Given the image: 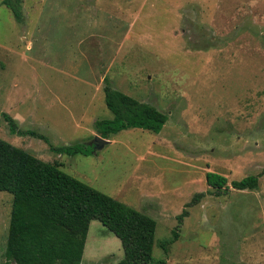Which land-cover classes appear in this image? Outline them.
<instances>
[{"label":"rangeland","instance_id":"obj_1","mask_svg":"<svg viewBox=\"0 0 264 264\" xmlns=\"http://www.w3.org/2000/svg\"><path fill=\"white\" fill-rule=\"evenodd\" d=\"M19 5L15 22L0 0V139L151 218V264H264V0ZM104 78L165 115L160 131L121 130L93 149L94 123L112 119ZM246 176L255 189L230 187ZM10 203L0 191V264ZM121 258L91 220L80 264Z\"/></svg>","mask_w":264,"mask_h":264},{"label":"trees","instance_id":"obj_2","mask_svg":"<svg viewBox=\"0 0 264 264\" xmlns=\"http://www.w3.org/2000/svg\"><path fill=\"white\" fill-rule=\"evenodd\" d=\"M15 22H21L20 0H2ZM103 101L112 114L109 121H96L102 139L125 129L137 128L158 133L166 116L111 89L104 78ZM11 134L14 122L4 116ZM25 134L35 135L31 131ZM46 142L42 136H38ZM47 143V142H46ZM69 149V148H66ZM49 150L57 152V150ZM260 174H264V168ZM204 180L215 195L224 194L226 179L207 172ZM256 176L230 182L237 191L252 190ZM0 191L11 195L9 220L2 264H80L88 224L96 220L119 240L122 258L116 264H151L154 221L96 191L59 170L55 163L43 162L0 139ZM201 194L193 196L195 203ZM185 216L183 211L178 222ZM174 239L158 244L164 249ZM166 251V250H165Z\"/></svg>","mask_w":264,"mask_h":264},{"label":"water","instance_id":"obj_3","mask_svg":"<svg viewBox=\"0 0 264 264\" xmlns=\"http://www.w3.org/2000/svg\"><path fill=\"white\" fill-rule=\"evenodd\" d=\"M92 141H93V143L91 146L93 149H97V148L101 147L102 145L108 143L106 140L101 139V138L96 137V136L93 138Z\"/></svg>","mask_w":264,"mask_h":264}]
</instances>
